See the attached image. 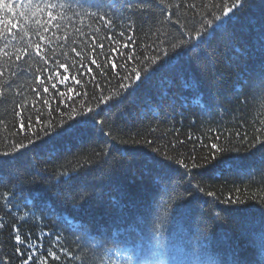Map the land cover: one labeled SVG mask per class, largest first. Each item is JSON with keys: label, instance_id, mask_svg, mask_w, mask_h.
I'll list each match as a JSON object with an SVG mask.
<instances>
[{"label": "trees", "instance_id": "1", "mask_svg": "<svg viewBox=\"0 0 264 264\" xmlns=\"http://www.w3.org/2000/svg\"><path fill=\"white\" fill-rule=\"evenodd\" d=\"M0 264H264V0H0Z\"/></svg>", "mask_w": 264, "mask_h": 264}, {"label": "snow or ice", "instance_id": "2", "mask_svg": "<svg viewBox=\"0 0 264 264\" xmlns=\"http://www.w3.org/2000/svg\"><path fill=\"white\" fill-rule=\"evenodd\" d=\"M4 7H5V8H7V7H8V5H4Z\"/></svg>", "mask_w": 264, "mask_h": 264}]
</instances>
